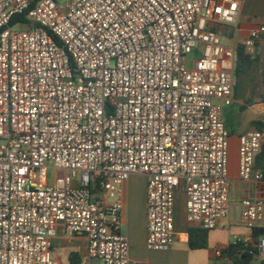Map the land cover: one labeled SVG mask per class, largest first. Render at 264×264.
I'll list each match as a JSON object with an SVG mask.
<instances>
[{"label":"built area","instance_id":"obj_1","mask_svg":"<svg viewBox=\"0 0 264 264\" xmlns=\"http://www.w3.org/2000/svg\"><path fill=\"white\" fill-rule=\"evenodd\" d=\"M245 2L0 0V264H61L59 230L88 239L71 264H130L122 227L136 174L148 250L174 244L181 190L188 222L217 228L231 204L223 109L237 64L219 27ZM263 35L260 25L243 44ZM239 140L241 178L262 181L264 134ZM241 205L249 227L264 224V201Z\"/></svg>","mask_w":264,"mask_h":264},{"label":"crops","instance_id":"obj_2","mask_svg":"<svg viewBox=\"0 0 264 264\" xmlns=\"http://www.w3.org/2000/svg\"><path fill=\"white\" fill-rule=\"evenodd\" d=\"M260 25H264V0H246L235 23L221 25L219 30L223 42L238 50L239 45H244L243 42L249 33ZM245 46V53L249 56L238 61L237 55L233 103L223 109L224 122L229 133L228 177L231 203L229 215L220 221L217 228L204 229L206 246L193 249L189 243L190 229H194L196 234L195 231L203 228L188 222L185 205L181 217L175 220L176 238L172 247L168 251H150L146 246L147 179L141 174L133 175L143 176L144 185H132L131 178L125 185L122 231L130 242V264H232L222 255L223 250L230 244L243 242L258 247L261 242L264 235L259 231L264 228V224L249 227L243 220L241 202L244 199L264 201V179L256 181L241 178L239 139L241 135L257 130L256 122L264 123V35L254 45ZM255 165L257 167V158ZM87 248L88 239L82 235L66 237L59 230L53 239L54 256L61 264L75 263L72 262L73 258L80 261L85 256ZM258 263L259 258L256 256L253 264Z\"/></svg>","mask_w":264,"mask_h":264},{"label":"trees","instance_id":"obj_3","mask_svg":"<svg viewBox=\"0 0 264 264\" xmlns=\"http://www.w3.org/2000/svg\"><path fill=\"white\" fill-rule=\"evenodd\" d=\"M19 19H25V15L16 17L11 22L12 25L16 24ZM245 45H239L237 50L238 61L242 59V57H248L249 55L245 53ZM238 69V65H237ZM257 130H260L264 134V123L259 121L256 122ZM257 167L264 172V142L262 145V150L257 157ZM194 229H190V239L189 243L191 248L198 249L204 248L206 246V230L198 229L195 231ZM259 233L264 235V228H262ZM195 236V237H194ZM222 255L228 258L232 264H253L256 256L259 258L258 264H264V255H261L258 247H253L251 245H246L243 242H236L234 244H230L227 249L223 250ZM72 262H79V259L73 258Z\"/></svg>","mask_w":264,"mask_h":264},{"label":"rangeland","instance_id":"obj_4","mask_svg":"<svg viewBox=\"0 0 264 264\" xmlns=\"http://www.w3.org/2000/svg\"><path fill=\"white\" fill-rule=\"evenodd\" d=\"M60 3H64L67 0H58ZM22 27L21 26H14V30H20ZM49 176L52 179L54 177V170H50ZM131 183L132 185H144V180L143 176H132L131 177ZM175 220L179 219L185 210V205H186V198L184 191H179L176 195V203H175ZM90 264H98L97 261H91Z\"/></svg>","mask_w":264,"mask_h":264}]
</instances>
